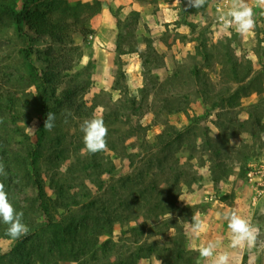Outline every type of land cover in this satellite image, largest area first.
<instances>
[{
  "label": "rangeland",
  "instance_id": "1",
  "mask_svg": "<svg viewBox=\"0 0 264 264\" xmlns=\"http://www.w3.org/2000/svg\"><path fill=\"white\" fill-rule=\"evenodd\" d=\"M67 1L100 6L86 26L70 32L71 51L46 37L31 41L13 29L0 30V87L14 93L26 113L17 125L32 138L39 122L31 102L30 66L20 50L31 45L42 57L45 46L52 45L55 52H70L68 73L84 85L75 104L94 105L90 118L118 111L122 120L113 126L131 134L113 152L106 150L113 182L132 181V190L154 184V195L172 185L177 209L159 213L156 220L140 212L142 240L154 241V251L163 255L162 260L142 256L140 264H186L188 258L189 264H209L198 247L223 230L230 233L228 212L248 220L264 244V6L247 0L255 27L241 35L234 26L222 30L228 0H206L202 8L186 7L187 0ZM117 31L123 33L121 42ZM130 43L140 50L148 43L156 58L154 52L143 59L126 52ZM31 62L41 68L36 54ZM15 137L13 148L22 150L21 138ZM161 158L163 167L157 164ZM193 216L204 222L198 235L191 230ZM208 223L218 226L212 231ZM128 225L115 224L113 237ZM10 243L0 237V251ZM251 247L230 248L231 264L240 254L246 264Z\"/></svg>",
  "mask_w": 264,
  "mask_h": 264
},
{
  "label": "trees",
  "instance_id": "2",
  "mask_svg": "<svg viewBox=\"0 0 264 264\" xmlns=\"http://www.w3.org/2000/svg\"><path fill=\"white\" fill-rule=\"evenodd\" d=\"M99 7L98 3L88 2L72 5L67 0H0V30L13 29L18 37L31 41L46 37L71 51L70 32L86 26ZM130 13L137 18V11ZM122 34L117 31L120 42L124 39ZM30 46L20 53L30 66L28 73L34 88L31 102L39 121L32 138L17 125L19 120H25L26 113L21 111L24 105L19 107L17 96L0 87V162L7 173V177L0 176V182L5 184L15 209L23 213L22 222L29 233L14 240L6 233L8 226L0 221V237L11 240L9 248L0 251V264H140L142 256L162 260L163 255L154 251V241L142 240L141 227L145 222L138 219L143 211L156 220L159 213L177 209L172 185L167 183L154 195V184L132 190L128 188L132 181L113 182V162L106 150L113 152L117 144L131 136L126 129L113 126L122 120L120 113L104 111L107 148L88 153L81 124L90 119L94 105L75 104L84 85L68 73L70 52H55L52 45H47L40 57V51ZM149 46L147 43L140 50L130 43L126 52H137L143 59L154 52L151 48L149 51ZM35 54L42 62L40 69L31 62V55ZM48 112L56 117L51 131L43 129ZM15 135L21 138L18 144L22 150L13 148ZM159 137L160 144L167 146L164 134ZM165 161L157 159V164L163 167ZM133 184H139L135 177ZM118 189L122 190L120 194ZM131 222L134 224L128 225ZM115 224L128 225L116 238ZM175 246L178 245L174 243ZM174 247L164 250L171 249L181 256ZM189 262L192 259H186V264Z\"/></svg>",
  "mask_w": 264,
  "mask_h": 264
},
{
  "label": "clouds",
  "instance_id": "3",
  "mask_svg": "<svg viewBox=\"0 0 264 264\" xmlns=\"http://www.w3.org/2000/svg\"><path fill=\"white\" fill-rule=\"evenodd\" d=\"M180 2V0H177ZM259 5L264 6V0H257ZM206 0H187L186 7L202 8ZM241 35H247L255 27L254 13L247 0H228V10L222 17V30L230 27ZM55 114L48 112L44 121L43 129L51 131L55 127ZM84 148L88 153L95 154L107 148L108 129L102 118L93 117L86 119L81 124ZM0 176L7 177L5 165L0 162ZM23 213L18 212L8 198L5 184L0 182V221L7 225L6 233L12 239H20L29 233V228L22 222ZM228 221V229L231 233V248L251 247L257 237L258 229L250 224L248 220L235 212L225 213ZM204 228V222L198 216L191 219V230L199 234ZM220 242L210 239L201 243L198 247L201 258L208 260L209 264H229L230 253L228 251H217Z\"/></svg>",
  "mask_w": 264,
  "mask_h": 264
},
{
  "label": "crops",
  "instance_id": "4",
  "mask_svg": "<svg viewBox=\"0 0 264 264\" xmlns=\"http://www.w3.org/2000/svg\"><path fill=\"white\" fill-rule=\"evenodd\" d=\"M208 227L211 228L213 231L214 228L218 225H215L213 223H208ZM222 231V230H220ZM231 233L228 232V230H223V233H220V236L218 235V238H213L215 240H218L220 242V247L217 249V251H228L230 250V242H231ZM210 238V237H208ZM211 239V238H210ZM261 243V244H260ZM261 245V246H260ZM232 249V248H231ZM252 252L247 253V261L246 264H264V244L261 241H255V243L250 248ZM233 262L232 257L230 256L229 264ZM236 264H242L244 263L243 260V254L239 255V257L236 259Z\"/></svg>",
  "mask_w": 264,
  "mask_h": 264
}]
</instances>
